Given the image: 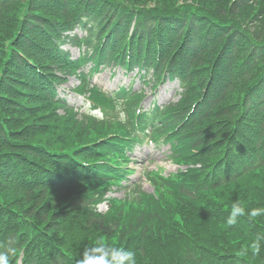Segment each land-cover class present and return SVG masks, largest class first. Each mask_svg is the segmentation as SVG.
<instances>
[{
	"label": "trees",
	"instance_id": "trees-1",
	"mask_svg": "<svg viewBox=\"0 0 264 264\" xmlns=\"http://www.w3.org/2000/svg\"><path fill=\"white\" fill-rule=\"evenodd\" d=\"M145 1L0 0V175L11 180L0 183V255L9 264L20 252L22 264H73L85 248L110 242L144 264V250L158 246L153 229L186 202L196 206L199 200L198 224L207 237L200 261L224 246L232 249L229 264H264V215L238 217L224 230L233 202L246 212L264 209V0H231L216 12L206 0L173 6L155 0L148 8L139 3ZM248 5L246 16L241 10ZM170 10L179 18L170 25L175 36L167 44ZM85 15L90 26L83 41L99 65L113 60L138 66L152 70L157 81L165 72L178 77L179 102L136 115L142 91L122 90L123 104L96 88L90 94L89 73L79 75L76 90L89 93L100 117L90 110L78 117L56 100L62 72L85 63L71 62L59 50L69 38L62 33ZM251 19L257 22L249 24ZM147 127L154 139L162 136L172 144L177 163L200 166L168 178L152 171L154 195L137 186L128 199L113 200L108 213L97 214L91 201L128 172L125 152ZM19 128L30 134L19 135ZM257 238L261 262L238 255ZM187 244L181 257L194 261Z\"/></svg>",
	"mask_w": 264,
	"mask_h": 264
},
{
	"label": "rangeland",
	"instance_id": "rangeland-1",
	"mask_svg": "<svg viewBox=\"0 0 264 264\" xmlns=\"http://www.w3.org/2000/svg\"><path fill=\"white\" fill-rule=\"evenodd\" d=\"M155 0H146L145 2H139L144 3L147 5V7H151ZM164 4V6H173L176 2H179V0H158ZM193 1V0H191ZM209 0L204 1L205 5H209L208 7L213 11H223L228 6V3L231 0H213L211 4L208 3ZM210 2V1H209ZM251 5H248L244 8V13L246 16L249 15V8ZM261 7V5L254 6L255 9ZM252 9V8H251ZM243 16L242 14H238V16ZM257 20L251 19L249 20V24H255ZM1 23V22H0ZM7 31L10 30V26L6 24ZM72 33H76L78 35H82V32L78 29L74 30ZM71 33V34H72ZM66 49H68L73 57H77L78 50L76 47L66 45ZM95 83H98L100 86L105 88L107 91H113L116 90L121 85H128L129 82L133 84L135 89L144 88L147 97L144 101V106L147 107L151 104L152 100L155 98L158 104H165L168 102H174L178 98V92H179V86L176 82H169L167 81L164 85L160 86L155 94H152L150 89L143 83L142 79H139L137 76H135V72L132 73H124L123 71L119 69H110L106 68L102 72L95 75L93 78ZM77 81H75L74 78H70L69 81L66 84H63L61 87H63V91H61V96H66L68 102L71 105H74L76 108H82L84 109V100L82 97L76 96L71 88L76 85ZM17 131H21L18 133L21 134H30L29 130L19 128ZM135 162L131 163V165L136 169V173L134 176L131 177V182H135L138 184L141 189L145 191H151L150 187L147 185V183L144 180V177L142 175V169L145 167L155 168V167H163L166 172L171 171L172 169H175V167L170 163V161L167 158V147L165 146H154L152 144H144L140 147H137L135 149ZM116 196H122L123 191L117 190L115 192ZM49 202V200H48ZM99 209L104 210L105 206L100 205ZM233 237V236H232ZM233 240L231 242L232 247ZM228 243L225 245L227 246ZM242 248H240L241 250ZM234 250V249H233ZM247 256L252 258L255 262H261L259 256H254L251 252V250L248 251ZM260 264V263H259Z\"/></svg>",
	"mask_w": 264,
	"mask_h": 264
},
{
	"label": "clouds",
	"instance_id": "clouds-1",
	"mask_svg": "<svg viewBox=\"0 0 264 264\" xmlns=\"http://www.w3.org/2000/svg\"><path fill=\"white\" fill-rule=\"evenodd\" d=\"M247 215L249 220H255L257 217L264 215V209L253 208L250 212H246L245 207L239 201H235L231 205L230 216L227 220L229 226H233L237 222L238 217ZM251 252L254 256L260 254V240L257 238L250 245ZM249 247L245 246L238 253L239 256L247 255ZM0 264H9L6 255H0ZM78 264H136L135 253L125 251L122 248L108 247L98 244L91 248H85Z\"/></svg>",
	"mask_w": 264,
	"mask_h": 264
}]
</instances>
